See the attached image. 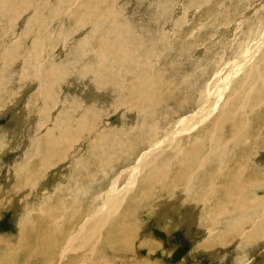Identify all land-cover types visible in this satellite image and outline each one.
<instances>
[{"label":"rangeland","instance_id":"obj_1","mask_svg":"<svg viewBox=\"0 0 264 264\" xmlns=\"http://www.w3.org/2000/svg\"><path fill=\"white\" fill-rule=\"evenodd\" d=\"M0 31L9 264H264V0H0ZM113 184L102 245L52 256Z\"/></svg>","mask_w":264,"mask_h":264},{"label":"bare ground","instance_id":"obj_2","mask_svg":"<svg viewBox=\"0 0 264 264\" xmlns=\"http://www.w3.org/2000/svg\"><path fill=\"white\" fill-rule=\"evenodd\" d=\"M35 1V0H34ZM44 2V1H43ZM31 3V2H30ZM96 6V5H95ZM44 7V6H43ZM20 9V8H19ZM46 10V9H45ZM72 10V9H71ZM109 10V9H108ZM84 11V10H83ZM90 11V10H89ZM32 12V11H31ZM105 12V11H104ZM110 12H111V9H110ZM84 13V12H83ZM88 13V12H87ZM107 13V12H106ZM30 14V13H29ZM33 15V14H32ZM64 15V14H63ZM90 15V14H89ZM88 15V16H89ZM92 15V14H91ZM109 15V14H108ZM18 16V15H17ZM25 16H28V15H25ZM54 16V15H53ZM110 16H112V15H110ZM118 17V16H117ZM2 18V17H1ZM13 18V17H12ZM64 18V17H63ZM67 18V17H66ZM65 18V19H66ZM109 18H111V17H109ZM24 19V18H23ZM30 19V18H29ZM9 20V19H8ZM27 20V19H26ZM99 20V19H98ZM103 20V19H102ZM23 21V20H22ZM110 22V21H109ZM67 23V22H66ZM97 23V22H96ZM111 24V23H110ZM116 24H118V23H116ZM122 24V23H121ZM23 25V24H22ZM22 25H20V26H22ZM30 25V24H29ZM96 25V24H95ZM10 26V25H9ZM117 26V25H116ZM15 28V27H14ZM20 28V27H19ZM101 27H99V29H100ZM9 29V28H8ZM18 29V28H17ZM33 29V28H32ZM79 29V28H78ZM110 29V28H109ZM11 30V29H10ZM13 30V29H12ZM26 31V30H25ZM106 31H108V30H106ZM1 32V31H0ZM8 32V31H7ZM14 32V31H13ZM27 32V31H26ZM6 33V32H5ZM21 34V33H20ZM8 35V34H7ZM101 36V35H100ZM99 36V37H100ZM22 41V40H21ZM20 41V42H21ZM102 41V43L104 42L103 40H101ZM100 42V41H99ZM16 44V43H15ZM22 44V43H21ZM101 44V43H100ZM104 44V43H103ZM20 54V53H19ZM96 54V53H95ZM98 55H99V53H98ZM96 56V55H95ZM82 57H83V55H82ZM85 57V56H84ZM102 60V59H101ZM86 62V61H85ZM94 67V66H93ZM132 73V72H131ZM137 77H139V75L137 76ZM136 78V77H135ZM153 78V77H152ZM152 78L150 79V80H152ZM141 79V78H140ZM94 81V80H93ZM148 81V80H147ZM16 82V81H15ZM157 81L155 80V83H156ZM163 82V81H162ZM154 83V82H153ZM154 85V84H153ZM104 87V86H103ZM119 87V86H118ZM140 86H138V88H139ZM137 88V89H138ZM151 88V87H150ZM149 88V89H150ZM140 89H141V87H140ZM145 89V88H144ZM154 89V88H153ZM121 90V89H120ZM143 90V89H142ZM151 90V89H150ZM133 91V90H132ZM139 91V90H138ZM137 92V91H136ZM146 92H148V88H147V90L145 91V93ZM151 91H149V93H150ZM155 92V91H154ZM141 93H144V92H142L141 91ZM141 93H139V94H141ZM137 94H138V92H137ZM155 94H156V92H155ZM141 95H144V94H141ZM146 95V94H145ZM120 96V95H119ZM148 97V96H147ZM146 98V97H145ZM152 98V97H151ZM149 99V98H148ZM155 99V98H154ZM150 100V99H149ZM153 101V100H152ZM152 101H151V103H152ZM155 101V100H154ZM154 103V102H153ZM231 103V102H230ZM123 105V104H122ZM148 105H150V104H148ZM152 106V105H151ZM232 107V106H231ZM71 111V110H70ZM88 115V114H87ZM94 116V115H93ZM79 119H81V118H79ZM216 122V121H215ZM61 123V122H60ZM84 125L86 126V122L84 123ZM84 125H82V126H84ZM60 126V125H59ZM81 126V127H82ZM226 126V125H225ZM233 126V125H232ZM77 127V126H76ZM215 127V126H214ZM234 127V126H233ZM155 128V127H154ZM154 128L152 129V130H154ZM83 129V128H82ZM85 129V128H84ZM155 130H156V128H155ZM159 130V129H158ZM226 130H228V129H226ZM234 136L236 135V134H238V129L236 128L235 129V127H234ZM77 131V130H76ZM75 131V132H76ZM86 131V130H85ZM153 132H155V131H153ZM80 133V132H79ZM82 133V132H81ZM63 134V133H62ZM88 134V133H87ZM155 134V133H154ZM153 134V135H154ZM206 134V133H205ZM229 134V133H228ZM82 135V134H81ZM86 135V134H85ZM105 136V135H104ZM157 136V135H156ZM151 137V136H150ZM158 137V136H157ZM156 137V138H157ZM85 138H87V137H85ZM159 138V137H158ZM157 138V139H158ZM166 138V137H165ZM168 138V137H167ZM166 138V139H167ZM170 138V137H169ZM167 139V140H170V139ZM147 139V138H146ZM160 139V138H159ZM75 140V139H74ZM155 140V139H154ZM165 140V139H164ZM157 141V140H156ZM163 141V140H162ZM235 141V140H234ZM143 142V141H142ZM180 143V142H179ZM145 144H147V142L145 143ZM149 144V143H148ZM78 146V145H77ZM148 146V145H147ZM154 146V145H153ZM165 146V145H164ZM50 147V146H49ZM162 147V146H161ZM51 148V147H50ZM58 148V147H57ZM158 148V147H157ZM157 148H152V150L151 151H149L148 153H146L145 154V152H144V156L137 162V164L136 165H134L132 168L130 167V168H127V169H131V171L129 172V170H128V172L130 173V176H129V183L127 184L128 186H130V187H134L135 185H136V180H137V178H138V176L140 175V173H141V171H144V170H142L143 169V165H144V163H141L142 161H144V160H147L150 156H153L152 154L157 150ZM165 148V147H164ZM67 149V148H66ZM162 149H163V147H162ZM190 150V149H189ZM55 151V150H54ZM57 151H58V149H57ZM165 151V150H164ZM81 152V151H80ZM187 152V151H186ZM157 153V152H156ZM228 153V152H227ZM174 154V153H173ZM176 155V154H175ZM51 156V155H50ZM64 156V155H63ZM157 156H159L158 154H157ZM105 157V156H104ZM64 158V157H63ZM127 158V157H126ZM172 158H173V155H172ZM176 158V157H175ZM225 158V157H224ZM115 159V158H114ZM128 159L129 158H127V160L126 161H128ZM155 159V156L152 158V161H155L154 160ZM151 160V159H150ZM168 160V159H167ZM125 161V160H124ZM134 161V160H133ZM145 162V161H144ZM147 162V161H146ZM149 162V161H148ZM148 162L146 163V164H148ZM151 162V161H150ZM57 163V162H56ZM151 163H153V162H151ZM156 163H158V162H156ZM184 163V162H183ZM229 163V162H228ZM236 163V162H235ZM150 164V163H149ZM157 165H159V164H157ZM182 165V164H181ZM180 165V166H181ZM117 166V165H116ZM186 166V165H185ZM233 166V165H232ZM235 166V165H234ZM182 167H183V165H182ZM183 168H185V167H183ZM187 168V167H186ZM185 168V169H186ZM70 169V168H69ZM229 168H227L226 170H228ZM116 170V169H115ZM155 170V169H154ZM183 170V169H182ZM187 170V169H186ZM226 170H225V174H226ZM235 170V169H234ZM156 172H157V170H155ZM232 172V171H231ZM229 172H227V174H228ZM235 173V172H234ZM153 174H155V172L153 173ZM180 174V173H179ZM231 174V173H230ZM122 175V174H121ZM106 176H108L107 174H106ZM127 176H128V174H127ZM154 177H155V175H153ZM236 176L239 178V181H242V178H243V176H244V173H243V167H240L239 166V168L237 169V171H236ZM109 177H111L110 175H109ZM151 178H152V176H151ZM110 179V178H109ZM109 181V180H108ZM116 181H117V179H115L113 182H114V184L116 183ZM238 181V182H239ZM226 183V182H225ZM228 183V182H227ZM240 184H243V182H239ZM246 183V182H245ZM113 184V190H111L112 191V193H110L109 195H108V198H107V204H106V206L104 207V208H102V207H100L98 210H96V212H98V213H95V215L93 216V217H91V214H89L88 216H84V218H79L80 220L78 221V219L76 218V217H72L73 219L75 218V220L77 221V222H80L81 221V223L78 225V228H76L75 227V233L74 234H70L69 233V231H67V233H66V235H65V241H64V243H63V245L62 244H56L55 246H54V252L51 254L52 256H56V254L59 252V257H60V260L63 258V257H66L68 254H70L71 252H73V251H83V249H85V250H89L90 249V251L91 252H94L95 251V247H98L99 245H102V236H103V230H104V227H105V224H106V222H107V220H108V218H109V216L111 215V213L113 212V210L120 204V202H121V199L125 196L124 195V193L122 192V190L121 191H117V189L116 188H114L115 187V185ZM233 184V183H232ZM217 185H219V184H217ZM216 185V186H217ZM127 186V187H128ZM221 186H222V184H221ZM224 186V185H223ZM227 187L229 186V185H226ZM226 186H224V187H226ZM233 188V187H232ZM129 189V188H128ZM213 189H215V188H213ZM226 189V188H225ZM215 190H217V189H215ZM233 190H234V188H233ZM110 191V192H111ZM221 191H225V190H221ZM220 191V189H218V192H221ZM228 191H229V188H228ZM232 191V190H231ZM230 191V192H231ZM122 192V193H121ZM126 192V191H125ZM219 194V193H218ZM227 195H228V193H227ZM231 195V194H230ZM110 196V197H109ZM223 197V196H222ZM231 197V196H230ZM247 197V196H246ZM228 198V197H227ZM244 198V197H243ZM216 200H217V198H215ZM229 200H231V199H229ZM217 202V201H216ZM228 202V201H227ZM231 202L233 203V201L231 200ZM75 203V202H74ZM230 203V202H229ZM238 203V202H237ZM218 204V203H217ZM228 205H231V204H228ZM237 205V204H236ZM219 207H220V205H218ZM221 206H223V205H221ZM232 206H234V204L232 205ZM230 207V206H229ZM240 207V206H239ZM223 208V207H222ZM227 208V207H226ZM247 208V207H246ZM60 214H62V213H60ZM88 214V213H87ZM57 216V215H56ZM55 216V217H56ZM63 216H65V215H63ZM48 217V216H47ZM46 217V218H47ZM50 218V217H49ZM52 218H54L53 216H52ZM57 218V217H56ZM56 218H54L55 220H56ZM64 218V217H63ZM66 219H67V217H65ZM88 218H90L89 220H87ZM71 219V218H70ZM72 219V220H73ZM83 220H86V221H83ZM57 221V220H56ZM61 221V220H60ZM69 221V220H68ZM58 222H59V220H58ZM62 222V221H61ZM61 222L59 223V225L61 224ZM25 223V222H24ZM66 223V222H65ZM48 225H49V223H48ZM59 225H57V226H59ZM61 226V225H60ZM59 226V227H60ZM77 226V225H76ZM55 227H56V225H55ZM53 229V228H52ZM57 230H56V233H54V236L56 235H59L60 234V232H61V227L60 228H56ZM255 230V229H254ZM55 231V230H54ZM251 232V231H250ZM50 233V232H49ZM257 233V232H256ZM53 234V233H52ZM251 234V233H250ZM249 234V235H250ZM255 235V234H254ZM253 235V236H254ZM49 236V235H48ZM53 236V237H54ZM46 238V237H45ZM52 238V237H51ZM26 239H28V235H26V232L24 231V230H22L21 231V240L23 241V242H25V240ZM3 240V239H2ZM49 241V240H48ZM1 242V241H0ZM3 242V241H2ZM1 242V243H2ZM19 245V244H18ZM74 246V247H73ZM16 248V247H15ZM99 250H101L100 248H98ZM98 249H96V250H98ZM0 250L2 251H4V256H2V255H0V262H4V260H6V263L5 264H9L8 263V255L10 254L8 251H10L8 248H5V249H3V248H0ZM16 251L17 250H14V251H11V252H13V254H15L14 256L12 255V257L14 258L17 254H16ZM88 252V251H87ZM37 253V252H36ZM74 253V252H73ZM79 253V252H78ZM82 253V252H81ZM85 253V252H84ZM97 253H98V251H97ZM100 253V252H99ZM38 254V253H37ZM88 253H86V255H87ZM95 254V253H94ZM98 255H100V254H98ZM58 256V255H57ZM69 256V255H68ZM79 256V255H78ZM75 257V256H74ZM82 257V256H81ZM111 257V256H110ZM79 258V257H78ZM87 258V259H86ZM85 259H84V256H83V259H84V261H82V264H86V262L88 261V259H91V261H92V258H93V256L92 255H90V253L87 255V257H86ZM100 258V257H99ZM69 259V258H68ZM80 259V258H79ZM98 260V259H97ZM107 260V259H106ZM90 261V262H91ZM81 262V261H80ZM89 262V261H88ZM109 262V261H108ZM59 263H61V262H59ZM69 264H70V262H68ZM97 263V261H95V259L92 261V263H87V264H96ZM12 264V263H11ZM66 264V263H65Z\"/></svg>","mask_w":264,"mask_h":264}]
</instances>
